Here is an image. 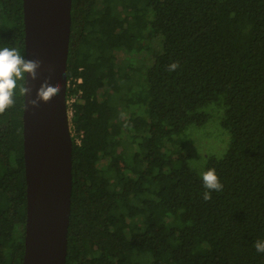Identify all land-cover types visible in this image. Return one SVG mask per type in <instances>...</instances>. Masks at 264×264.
Returning <instances> with one entry per match:
<instances>
[{"label": "trees", "instance_id": "1", "mask_svg": "<svg viewBox=\"0 0 264 264\" xmlns=\"http://www.w3.org/2000/svg\"><path fill=\"white\" fill-rule=\"evenodd\" d=\"M71 23L67 264H264V0H73ZM24 39L23 0H0V46ZM213 104L231 139L204 201L176 143ZM23 110L0 112V264H23Z\"/></svg>", "mask_w": 264, "mask_h": 264}, {"label": "water", "instance_id": "2", "mask_svg": "<svg viewBox=\"0 0 264 264\" xmlns=\"http://www.w3.org/2000/svg\"><path fill=\"white\" fill-rule=\"evenodd\" d=\"M73 0H23L25 56L39 59L24 96L23 144L27 220L23 264H67L73 190V135L67 107ZM59 84L48 101L28 100L45 81Z\"/></svg>", "mask_w": 264, "mask_h": 264}, {"label": "clouds", "instance_id": "3", "mask_svg": "<svg viewBox=\"0 0 264 264\" xmlns=\"http://www.w3.org/2000/svg\"><path fill=\"white\" fill-rule=\"evenodd\" d=\"M40 67L39 59L26 58L20 49L6 45L0 46V112L15 104L18 92L26 98L29 96L30 88L26 82L29 78L33 81L38 79ZM167 67L172 72L179 67V64L173 62ZM21 81L25 82L23 86H21ZM59 87V84L45 80L28 102L33 107H38L41 101H48L56 95ZM201 181L204 188L202 193L204 201L210 200L212 193L222 191L224 186L215 168L203 171ZM253 246L257 253L264 254V238L256 239Z\"/></svg>", "mask_w": 264, "mask_h": 264}, {"label": "rangeland", "instance_id": "4", "mask_svg": "<svg viewBox=\"0 0 264 264\" xmlns=\"http://www.w3.org/2000/svg\"><path fill=\"white\" fill-rule=\"evenodd\" d=\"M152 48L156 51L160 49L159 40L152 39ZM120 55L121 53L119 52L117 56ZM145 73L146 70L143 72V75ZM220 105L213 104L206 107L203 112H206L210 116L208 123L202 127H190L188 131L192 130L191 135L176 143L178 144L176 146L177 151L182 150V154L188 157L189 166L196 170L200 176L206 170L208 160L213 157L222 158L230 144L229 131L222 125L225 117V108L221 106L223 110L218 109ZM168 147L172 148V144L168 143ZM173 148L175 149L174 145ZM25 230L24 227H19L17 237L23 236Z\"/></svg>", "mask_w": 264, "mask_h": 264}, {"label": "built area", "instance_id": "5", "mask_svg": "<svg viewBox=\"0 0 264 264\" xmlns=\"http://www.w3.org/2000/svg\"><path fill=\"white\" fill-rule=\"evenodd\" d=\"M79 82H81V80H79ZM76 99H77L76 97H67V107H68V114H69L70 122H71V118L73 116V105L76 102ZM72 134H73V132H72Z\"/></svg>", "mask_w": 264, "mask_h": 264}]
</instances>
